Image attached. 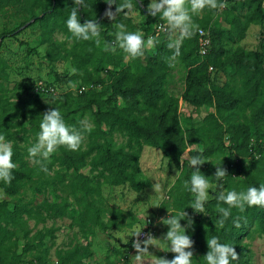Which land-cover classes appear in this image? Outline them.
<instances>
[{
  "label": "trees",
  "instance_id": "obj_1",
  "mask_svg": "<svg viewBox=\"0 0 264 264\" xmlns=\"http://www.w3.org/2000/svg\"><path fill=\"white\" fill-rule=\"evenodd\" d=\"M20 1L0 0V9ZM29 1V18L16 29L0 36V48L1 39L15 38L21 33L22 26L36 19L30 25H39L40 43L46 45V61L52 64L69 62L76 69L70 80L80 81V90L76 95L68 92L59 99L63 119L77 128L82 120H87L92 125V131L83 133L78 150L60 147L50 157L61 170L71 173L68 186L74 197L73 206L46 199L37 205L22 203L17 196L24 183L40 179L52 169L48 161L47 172L41 171L38 165H28L26 150L18 144L19 139L27 141V133H33L36 140L41 114L32 108H26L20 114L13 113L11 104L0 96V134L12 142V161L17 165L12 171L10 184L0 181V190L10 198L0 201V264H88L87 260L92 256L89 238L96 229L105 232L114 226L115 217L119 215L118 211L104 205L102 186H127L134 192L149 187V183L142 178L140 167L144 146L160 150L167 165L178 171L179 178L168 191L170 203L164 205L170 207L173 215L184 210L192 218V226L186 229V234L194 242L190 249L193 252L192 264H205L203 256L208 251L206 240L212 236L235 248L238 259L231 264H250L242 238L252 227L264 236V207L245 205L243 212L232 208L231 215L220 228L217 221L221 214L216 211V206L220 203L221 207L227 208L228 205L218 202L216 196L221 190L240 192L264 184V161L258 157L264 147V37L259 39L255 51L237 47L229 54L223 46L215 49L213 36L218 34L215 20L220 9L206 7L200 12L198 25L200 29H209L211 43L202 58L198 52L197 32L183 41L176 59L185 64L187 71L183 93L177 99L167 91L173 50L167 47V34L157 30L164 21L159 16L147 15L148 0H133V3L145 16L144 38L154 25L151 36L157 37L159 42L153 52L146 55L145 64L137 65L134 71L131 66L121 67L125 54L119 48L115 52L104 50L105 43L111 44L117 31L115 21L108 20L104 15L100 18L108 6L104 0H85V6L78 10L81 23L86 19H95L101 24V45L94 40L77 39L67 30L65 22L73 6L72 0ZM120 1L117 0V3ZM218 2L231 7L223 17L228 24L224 36L230 42L244 39L250 25L264 24V0ZM32 8H36L38 13ZM235 10L245 12L236 14ZM55 34L63 36L64 40H55ZM226 69H229L228 73ZM212 71L226 73L225 82L214 85ZM37 83L29 86L34 93L53 98L54 93L49 91L52 86L43 84L44 91H35ZM180 101L187 107L206 110L198 126L186 130L182 128ZM233 116L236 121L230 123ZM19 134H22L21 138H18ZM115 136H120L124 142L117 145ZM189 144L199 147L188 155L199 154L206 161L220 152L227 153V157L220 161V165L227 170V176L222 180L213 176L215 167L208 161L199 166L210 184L219 181L222 184L221 190L205 203L204 214L195 213L188 207L194 197L183 187V181L189 180L194 170L189 166L188 159L181 157L183 152L188 151ZM243 161L249 165L240 173ZM84 167H89V174L80 172ZM107 213L111 214L109 224L103 220ZM63 216L70 217V226L76 227L79 235L71 247L55 252L54 263L48 256L51 246H45L44 242L54 238L56 229L38 230L32 236L25 229L23 241L19 240L18 233L24 226V219L45 222ZM235 220H238L239 227L234 225ZM180 223L184 226L187 221ZM150 226L151 221L146 222L144 229L150 231ZM131 245L130 241L129 248H132ZM26 257H30L28 262Z\"/></svg>",
  "mask_w": 264,
  "mask_h": 264
},
{
  "label": "rangeland",
  "instance_id": "obj_2",
  "mask_svg": "<svg viewBox=\"0 0 264 264\" xmlns=\"http://www.w3.org/2000/svg\"><path fill=\"white\" fill-rule=\"evenodd\" d=\"M148 1L150 2V0ZM121 2L122 0L119 3ZM224 4L226 6L220 8L219 17L215 20L218 34L215 33L213 36L214 48L217 49L223 46L229 54L237 47H241L247 51L257 50L259 39L264 37V24L250 25L245 33L244 39L237 43L230 42L224 36V33L228 30V24L225 23L223 17L225 13L231 10V7L227 3ZM30 5L31 2L29 0H21L18 4H11L0 9V36L16 29L25 19L29 18ZM32 10L38 13L36 8H32ZM112 11H115V8ZM244 12L241 11L238 13L235 10L236 14ZM200 18L201 13L192 16L193 22L197 25ZM113 21H115V24L123 23L128 31L140 30L145 35V16L136 7H134L133 12L128 15L120 14ZM152 30L144 38L145 40L151 36ZM54 39L57 41L64 40L63 36L59 34H55ZM1 42L0 96L11 104V111L13 113L20 114L26 108L35 109L40 114L49 107L60 109L59 99L62 95L70 92L74 96L80 90L79 79L70 80V77L74 73L69 62L58 61L52 64L46 61V45L40 43V29L38 24L29 25L21 29V33L15 38L7 37L1 39ZM153 50V48L150 50L146 49L144 55L136 59L129 60L124 58L121 67L131 66L132 71L136 70L137 65L145 64L146 55L151 54ZM186 71L185 64L176 58H170L167 91L177 99H180L185 87ZM225 72L228 73L229 69H226ZM226 73H215V71H212V83L216 86L223 84L226 80ZM37 82L52 86L54 89L53 98L45 94L34 93L29 86ZM205 113L206 110L204 109L190 108L184 102L180 101L179 120L184 130L198 126ZM232 121H236L235 116L231 118L230 123ZM27 136V141L25 139H19L18 144L26 150L25 160L28 162V165L33 166L34 164L28 157L27 149L35 142V137L33 133H27ZM21 137L22 134H19L18 138ZM114 139L117 145L124 142V139L120 136H115ZM198 147L196 144L191 146L189 144L188 151L185 154L189 156L188 152L196 150ZM226 157V152H220L208 158L207 161L215 167L219 166L221 159ZM258 157L264 161V147L263 153ZM182 159L186 158L182 157ZM48 162L51 164L52 169L45 176L40 179H34L32 182L24 183L17 196L22 203L37 205L44 199L56 203H73L74 197L71 195L68 186V179L71 173H66L61 170L50 159ZM248 165L246 161L240 163L239 172L243 173ZM140 167L142 178L149 183V187L144 190L134 192L127 186H102L101 196L104 205L111 210L118 211L119 215L115 217L114 226L111 225L112 227L105 232L96 229L94 235L89 238L92 256L87 260L88 264H134L131 256L136 253L133 248H129V242H132L134 237H130L129 235L132 231L142 229L145 225V220L146 222L147 220L151 221L150 229L154 237L160 238L167 232V226L160 224L159 220L161 218H167L168 212L172 214L170 207L164 204L170 203L168 191L173 186L176 180L175 174L178 171L174 169L175 167H169L167 165L166 160L162 158L160 150L147 146L143 148ZM80 172L82 174H89V167L82 168ZM154 184L163 185V192L154 191L152 188ZM221 188L222 184L220 181L215 184H210L208 200L214 197ZM2 200H10V198L6 196ZM156 205H160V207H155ZM110 215L107 213L103 216V220L107 224H109ZM112 220L111 218V222ZM70 224L71 219L69 216L48 219L45 222L24 219V226L18 233L19 240L23 241L22 238L24 237L23 232L25 229L29 230V236H32L38 230L46 228L56 229L54 238L52 240L46 239L44 242L45 246H51L48 256L54 263L56 260L55 252L57 250L68 249L78 240L76 239L77 235H79L78 229L76 227L72 228ZM126 240L127 243H125ZM242 244L248 250L250 264H264V236L259 234L255 230V227L250 228L248 235L242 238ZM161 249L163 251L150 247L149 251L158 257L173 258V253L165 252L167 249L163 242L161 243ZM25 259L28 262L30 257H26ZM150 259L148 256L145 257L146 261H150Z\"/></svg>",
  "mask_w": 264,
  "mask_h": 264
},
{
  "label": "clouds",
  "instance_id": "obj_3",
  "mask_svg": "<svg viewBox=\"0 0 264 264\" xmlns=\"http://www.w3.org/2000/svg\"><path fill=\"white\" fill-rule=\"evenodd\" d=\"M70 14L65 22L67 30L73 37L84 41L94 40L100 44V23L95 19H86L83 23L78 17V10L85 6V0H72ZM142 2V0H141ZM108 5L104 12V17L113 21L120 14L128 15L133 12L136 3L133 0H104ZM115 5V11L112 6ZM226 5L218 2V0H150L147 4V15L159 16L162 23L158 26L159 31L167 34L169 41L167 47L173 50L172 59L180 54V47L185 39H190L197 31H200L199 25L193 22L192 16L199 14L206 7L210 9H220ZM126 10V11H125ZM117 31L114 33V40L111 44L105 43L104 50L115 52L119 48L125 58L132 60L144 55L146 49H152L159 42L157 37L150 36L144 39V33L140 30L128 31L123 23L115 25ZM75 73L76 69H72ZM92 125L87 120L80 122V127L68 125L59 108L49 107L41 114L39 122V131L36 134L35 142L28 147V157L34 165H38L41 171L47 172L46 161L58 148L66 147L68 150L76 151L83 141V133L91 132ZM193 144H190V146ZM13 145L7 140L3 134H0V181L10 184L13 176L12 171L17 167L12 161ZM188 159L189 166L194 169L190 179L183 181V187L193 194V201L190 207L195 213H205V203L208 201V190L210 181L200 172L199 166L207 162L201 155L187 156L184 152L181 156ZM222 165V164H221ZM215 166L214 177L216 180H222L227 176V170L222 166ZM176 178L179 174L176 172ZM154 191L163 192V185L154 184ZM6 197V193L0 190V200ZM218 202L228 205L227 208L221 207L220 203L216 206V211L221 214V218L217 221V226L223 228L225 220L231 215L232 208H238L241 212L248 207L259 206L264 207V184L259 187H248L244 191L237 192L235 190H221L216 196ZM155 207H160L156 205ZM186 220L187 224L182 226L181 221ZM160 224L167 226V232L160 238L154 237L151 233L146 234V238L141 240L142 229L132 231L130 237H134L132 248L135 250L133 258L134 264H192L193 240L186 234V229L192 226V218L184 210L175 215L168 212L167 218H161ZM236 227H239L238 220L233 221ZM128 236V237H129ZM166 246L165 252L173 253L172 259L163 256H156L149 251V248L161 249V243ZM127 243V240L126 242ZM208 251L203 256L205 264H231V261L238 259V253L230 244L221 243L219 238L212 236L206 240ZM163 251V250H162ZM150 257V261H146L145 257Z\"/></svg>",
  "mask_w": 264,
  "mask_h": 264
},
{
  "label": "built area",
  "instance_id": "obj_4",
  "mask_svg": "<svg viewBox=\"0 0 264 264\" xmlns=\"http://www.w3.org/2000/svg\"><path fill=\"white\" fill-rule=\"evenodd\" d=\"M157 30H159V28H157ZM197 34H198V52H199V55L203 58L207 54L208 48L211 43L210 32H209V29L207 30L200 29V31H197ZM43 86L44 85L42 82H38L36 85L35 91H38V90L44 91ZM49 91L54 93L53 89H49ZM147 223H150V220H147ZM148 233H151L153 235L151 230L150 231L147 229L142 230V234L139 237V239L141 240L145 239L146 234Z\"/></svg>",
  "mask_w": 264,
  "mask_h": 264
},
{
  "label": "water",
  "instance_id": "obj_5",
  "mask_svg": "<svg viewBox=\"0 0 264 264\" xmlns=\"http://www.w3.org/2000/svg\"><path fill=\"white\" fill-rule=\"evenodd\" d=\"M107 7H108V6H107ZM105 10H106V9H105ZM105 10L102 12V14H101L100 18L103 16V14H104ZM40 17H42V15H41ZM35 20H36V19H32V20H30V21H29V22H27V23H26L24 26H22V28H21V29L28 27V26H29L31 23L35 22Z\"/></svg>",
  "mask_w": 264,
  "mask_h": 264
}]
</instances>
